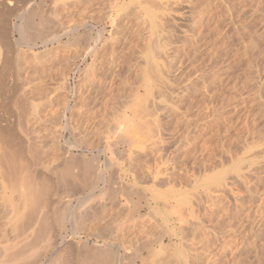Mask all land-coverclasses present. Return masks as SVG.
<instances>
[{
  "label": "rangeland",
  "instance_id": "374dc122",
  "mask_svg": "<svg viewBox=\"0 0 264 264\" xmlns=\"http://www.w3.org/2000/svg\"><path fill=\"white\" fill-rule=\"evenodd\" d=\"M3 155L0 264H264V0H0Z\"/></svg>",
  "mask_w": 264,
  "mask_h": 264
},
{
  "label": "bare ground",
  "instance_id": "6f19581e",
  "mask_svg": "<svg viewBox=\"0 0 264 264\" xmlns=\"http://www.w3.org/2000/svg\"><path fill=\"white\" fill-rule=\"evenodd\" d=\"M159 1V0H158ZM161 1V0H160ZM190 2V1H189ZM158 6V5H157ZM29 21V20H28ZM157 23V22H156ZM91 26V24H89V23H85L84 25H83V28L85 27V28H89ZM16 27H18L19 28V26L18 25H16ZM160 28V27H159ZM75 29V28H74ZM103 30V29H102ZM101 30V31H102ZM100 32V31H99ZM161 32V31H160ZM102 33V32H101ZM101 33H100V35L98 34V38H96L97 40H96V42H94V45H92L90 48H89V51H91L92 49H94V47L96 46V44L99 42V39H100V37H101ZM65 34V33H64ZM159 35V34H158ZM51 36V35H50ZM60 35H58L57 37L55 36V38H58ZM158 38V37H157ZM54 39V38H53ZM189 40V39H188ZM47 42V41H46ZM182 43V42H181ZM187 43V42H186ZM199 48V47H198ZM88 51V52H89ZM194 52V51H193ZM197 52V51H196ZM187 55V54H186ZM192 56V55H191ZM181 57V56H180ZM165 83V82H164ZM159 87V86H158ZM146 89V88H145ZM154 89V88H153ZM157 89V88H156ZM158 91V90H157ZM159 91H161V90H159ZM146 95V94H145ZM146 97V96H145ZM145 100V99H144ZM191 101V100H190ZM186 108H188V107H186ZM179 113V112H178ZM179 120V119H178ZM148 123V122H147ZM149 126V125H148ZM151 126V125H150ZM199 127V126H198ZM194 128V127H193ZM118 129V131H121V128H116V130ZM115 133V132H114ZM118 133V132H117ZM187 138V137H186ZM1 141H2V139H1ZM4 141V140H3ZM9 141V140H8ZM5 142H7V141H5ZM5 142H3V143H5ZM10 142V141H9ZM8 143V142H7ZM154 143V142H153ZM8 145H10V144H8ZM129 146V145H128ZM154 147V146H153ZM156 147V146H155ZM8 149V148H7ZM5 150V151H7L6 153H7V155L9 154L8 153V151L9 150ZM165 149V148H164ZM4 152V151H3ZM5 153V152H4ZM224 154V153H223ZM10 155H11V152H10ZM13 155V154H12ZM223 156V155H222ZM2 157V159H0L1 161V166H2V168L4 167L5 169L6 168H8V169H10V170H14L16 167H15V164H13L12 163V161L13 160H11V162H10V159L8 158V156H6L5 157V155H3V156H1ZM0 157V158H1ZM10 157V156H9ZM224 157V156H223ZM34 159H36V157L34 158ZM37 159H39V157L37 158ZM227 159V158H226ZM35 161V160H34ZM38 161V160H37ZM70 161H72V160H70ZM75 161V160H74ZM37 163V162H36ZM39 163V162H38ZM68 163H70V162H68ZM68 163L67 162H64L63 164H62V168H60V171H63V170H67V167H68ZM74 163V162H73ZM239 163V162H238ZM35 164V163H34ZM40 164V163H39ZM37 165V164H36ZM71 165V164H70ZM73 166V165H72ZM76 166V165H75ZM82 166V165H81ZM235 166V165H234ZM83 167V166H82ZM87 167V166H86ZM20 168V167H19ZM69 168V167H68ZM88 168V167H87ZM86 168V170H88L89 171V169H87ZM98 168V167H97ZM96 167H95V169H93V168H91V169H93V170H91L92 172L94 171V170H96L97 169ZM259 168H260V166H259ZM62 169V170H61ZM238 169V168H237ZM85 170V171H86ZM261 170V169H260ZM70 172V171H69ZM71 172H73V171H71ZM90 172V171H89ZM92 172H90V173H92ZM95 172V171H94ZM254 172V171H253ZM259 172V171H258ZM86 173H88V172H86ZM60 174V173H59ZM61 174H63V175H59V177H58V181L59 182H62V184H63V181L65 180V176H64V172H62ZM68 174V173H67ZM71 174V173H70ZM78 174V173H77ZM94 174V173H93ZM101 172H99V171H97V172H95V175H94V179H97V181L96 182H100V180H101ZM241 174V173H240ZM57 175V174H56ZM83 175L85 176V174L83 173ZM89 175V174H88ZM73 176V175H72ZM260 176V175H259ZM12 177H13V173L11 174V171H9L8 173H7V175H6V178H5V180L6 181H9V180H11L12 179ZM261 177V176H260ZM95 182V181H94ZM96 182H95V186L97 185L96 184ZM99 182H98V184H99ZM68 183V182H67ZM66 183V184H67ZM123 183V182H122ZM57 184V183H56ZM127 187V186H126ZM132 187H134V186H132ZM125 188V187H124ZM123 189V188H122ZM129 189V188H128ZM126 190V189H125ZM248 190V189H247ZM134 192H135V190H133ZM123 192V191H122ZM126 192H124V194H125ZM138 193V192H137ZM24 194L25 195H27L28 196V194H29V191H28V187H27V191H25L24 192ZM135 194V193H134ZM70 196V195H69ZM235 196V195H234ZM250 196V195H249ZM126 197V196H125ZM129 197V196H128ZM260 198H261V196H260ZM236 199V198H235ZM223 200V199H222ZM161 202V201H160ZM222 202V201H221ZM163 203V202H162ZM235 203V202H234ZM166 204V203H165ZM164 204V205H165ZM167 205V204H166ZM233 205H235V204H233ZM243 205V204H242ZM251 205V204H250ZM225 206V205H224ZM164 207V206H163ZM228 207V206H227ZM237 207V206H236ZM151 208V207H150ZM165 209V208H164ZM227 209V208H226ZM235 209V208H234ZM238 209V208H237ZM127 211V210H126ZM237 213V212H236ZM235 213V214H236ZM170 214V213H169ZM210 216H212V215H210ZM224 216V215H223ZM245 216H246V214H245ZM205 217V216H204ZM167 221V220H166ZM231 221V220H230ZM234 221V220H233ZM228 222V221H227ZM232 222V221H231ZM167 223V222H166ZM233 223H235V222H233ZM223 224V223H222ZM236 224V223H235ZM239 224V223H238ZM242 224V223H241ZM227 226H228V224H227ZM231 226V225H230ZM235 226V225H234ZM241 227V226H240ZM171 228H173V227H171ZM255 228V227H254ZM253 228V229H254ZM236 229V228H235ZM228 230V229H227ZM174 231V230H173ZM204 231V230H203ZM237 231V230H236ZM221 233V232H220ZM239 233V232H238ZM64 237V236H63ZM168 237V236H167ZM168 239V238H167ZM240 240V239H239ZM227 241V240H226ZM219 242V241H218ZM174 243V242H173ZM183 244V243H182ZM208 246V245H207ZM176 247V246H175ZM207 248V247H206ZM210 248V247H209ZM191 249V248H190ZM25 250V248H21L20 250H18L17 252H15V253H13V259L14 258H16L17 260L19 259L20 261H25L26 259H27V257L29 256V255H27L25 252H26V250ZM197 250H198V248H197ZM200 250V249H199ZM186 251V250H185ZM190 251V250H189ZM100 253H102V252H100ZM210 253V252H209ZM98 254V253H97ZM107 254V253H106ZM109 254V253H108ZM191 254V253H190ZM59 255H60V252H59V250H56V251H54L53 253H52V260L54 261H56V259H58L59 258ZM100 255V254H99ZM98 255V256H99ZM104 255V254H103ZM151 255V254H150ZM91 256H92V254H91ZM90 256V257H91ZM95 255H93L92 256V259H94L95 260V257H94ZM98 256H96L97 258H96V260L94 261L93 260V262H89L90 264H116V263H108L107 261L109 260V256H105V258L106 257H108V258H106V259H104V260H106V261H104V260H102L101 261V259L99 260V258H98ZM102 256V255H101ZM203 256V255H202ZM153 258V257H152ZM15 259V261L17 262V260ZM98 259V260H97ZM108 259V260H107ZM111 259V258H110ZM150 260H151V258H150ZM149 260V261H150ZM177 260V259H176ZM154 261V260H153ZM16 262H14V263H16ZM175 262V261H174ZM25 263V262H24ZM59 263V262H58ZM134 263V262H133ZM167 263V262H166ZM181 263V262H180ZM20 264V263H19ZM149 264H150V262H149Z\"/></svg>",
  "mask_w": 264,
  "mask_h": 264
}]
</instances>
